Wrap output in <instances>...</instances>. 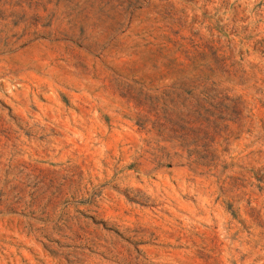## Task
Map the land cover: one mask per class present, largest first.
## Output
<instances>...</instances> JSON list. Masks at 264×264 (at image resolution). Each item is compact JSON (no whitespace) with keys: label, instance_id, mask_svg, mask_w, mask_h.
Masks as SVG:
<instances>
[{"label":"rangeland","instance_id":"obj_1","mask_svg":"<svg viewBox=\"0 0 264 264\" xmlns=\"http://www.w3.org/2000/svg\"><path fill=\"white\" fill-rule=\"evenodd\" d=\"M213 82L207 169L149 98ZM262 103L264 0H0V264H264Z\"/></svg>","mask_w":264,"mask_h":264},{"label":"trees","instance_id":"obj_2","mask_svg":"<svg viewBox=\"0 0 264 264\" xmlns=\"http://www.w3.org/2000/svg\"><path fill=\"white\" fill-rule=\"evenodd\" d=\"M199 88L189 91L190 99L177 94V98L171 100L176 108L171 128L167 126L170 114H167L165 109L161 114L159 98L150 96L149 112L155 116V120L150 123L158 136L162 137L169 130L168 138L180 141L178 145L185 151L190 165L209 169L214 166L216 150L210 146L211 144L200 146L197 142L202 140L212 142L217 136H221V133H226L225 139H228L231 125L240 126L245 112L250 109H247L246 102L241 96H232L228 88H222L218 83L213 82L200 90ZM147 122L149 120L137 119V124L142 129L147 127ZM187 140L192 142L186 144ZM194 155H200L203 160L191 159Z\"/></svg>","mask_w":264,"mask_h":264}]
</instances>
